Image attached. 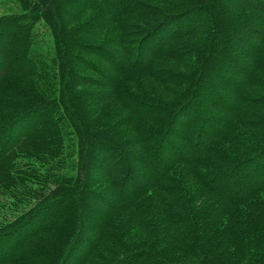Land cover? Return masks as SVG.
Here are the masks:
<instances>
[{"label":"trees","instance_id":"obj_1","mask_svg":"<svg viewBox=\"0 0 264 264\" xmlns=\"http://www.w3.org/2000/svg\"><path fill=\"white\" fill-rule=\"evenodd\" d=\"M17 3L0 264H264V0Z\"/></svg>","mask_w":264,"mask_h":264},{"label":"rangeland","instance_id":"obj_2","mask_svg":"<svg viewBox=\"0 0 264 264\" xmlns=\"http://www.w3.org/2000/svg\"><path fill=\"white\" fill-rule=\"evenodd\" d=\"M18 11H19V7L17 0H0V16L16 13ZM34 34H35V38H34L35 45L37 46V48L42 49L44 56L48 55L47 51L48 49L51 48L52 45V38L49 35L48 30L45 28V26L42 23H39L35 27ZM80 71L83 73H87L82 68H80ZM139 85L141 89H146L148 91L152 90L153 88L156 89L155 85L146 79L139 80ZM158 90H160V88ZM110 107H111V111H113L112 113L120 114V110L118 107H115L113 105H110Z\"/></svg>","mask_w":264,"mask_h":264}]
</instances>
